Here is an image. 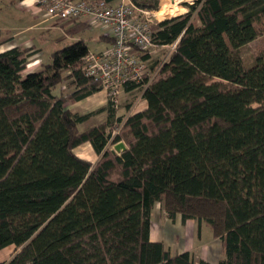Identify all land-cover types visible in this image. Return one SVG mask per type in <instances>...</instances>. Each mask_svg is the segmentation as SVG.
Wrapping results in <instances>:
<instances>
[{
    "label": "trees",
    "instance_id": "trees-1",
    "mask_svg": "<svg viewBox=\"0 0 264 264\" xmlns=\"http://www.w3.org/2000/svg\"><path fill=\"white\" fill-rule=\"evenodd\" d=\"M185 5L152 26L155 42L178 40L176 50L151 81L125 87L141 89L148 107L124 117L108 101L96 111L108 120L84 130L95 112L68 105L103 89L83 69L86 39L29 72L40 48L0 50V251L16 247L0 264H213L151 238L158 203L172 219L197 220L198 237L211 228L222 240L217 264H264V56L246 67L239 53L264 33V0ZM53 20L72 37L89 28ZM85 142L96 162L75 153Z\"/></svg>",
    "mask_w": 264,
    "mask_h": 264
},
{
    "label": "built area",
    "instance_id": "built-area-1",
    "mask_svg": "<svg viewBox=\"0 0 264 264\" xmlns=\"http://www.w3.org/2000/svg\"><path fill=\"white\" fill-rule=\"evenodd\" d=\"M41 11L47 18L61 21L78 19L89 24L101 25L105 35L113 41L100 51H90L84 57L85 73L100 81L108 101L116 107L127 84H139L151 78L150 58L147 52L158 45L153 36L155 13L140 7L133 0H38ZM178 40L169 45L176 50ZM151 81V80H150ZM143 85V84H142ZM148 83H144V87ZM118 124L114 133H117ZM121 126V125H120ZM119 126V127H120Z\"/></svg>",
    "mask_w": 264,
    "mask_h": 264
},
{
    "label": "crops",
    "instance_id": "crops-1",
    "mask_svg": "<svg viewBox=\"0 0 264 264\" xmlns=\"http://www.w3.org/2000/svg\"><path fill=\"white\" fill-rule=\"evenodd\" d=\"M8 2L9 1L7 0V3ZM8 5L14 7L15 10H17L16 17L19 22L13 23V26L0 27V37L5 36L7 34H11V36L13 37L12 40H10L9 42L2 44L0 50L2 51L7 50L16 45H22L25 47L35 46V48H38L37 46L38 44L36 43V38L34 36L33 37L27 36L25 32H29L30 30H33V27L38 26L40 23L44 21H49L48 20L49 18L43 19V16H45L44 11H41L40 7L37 5L36 0H18L14 5H11L9 3ZM6 10L9 11V7H7ZM7 14L11 15L10 12H8ZM31 18H34V20L37 18L38 22L35 23L32 22L29 25L23 24L24 21ZM81 21L86 23L83 20ZM105 41L107 42V40ZM30 61L33 62L34 66L33 69L29 71H33L39 67L40 63L43 60L40 58V54L37 53L31 57ZM121 98L122 101L120 104V108L117 111L118 116L125 117L129 114L142 111L148 107V101L143 97V92L141 91V89H131V90L125 89L122 93ZM107 102L108 99H107L106 91L102 89L84 99L70 103L68 107L72 109L74 112H79V113L95 112L90 117L89 120L81 124L83 126L82 130H84L108 120L109 113L107 110L96 112L100 108L106 107ZM115 145L116 144H113L111 148L114 151L120 153L122 150L117 151L115 149ZM74 151L81 158L90 160L92 162H96L99 159V155L95 152L91 142H85L83 144L78 145L74 149ZM161 205H162L161 203H158L156 205L155 209L152 211L151 217L153 216V214H156L158 209H162V211L166 216H164V219L162 221L157 219V221L153 222L151 227V238L153 240L162 241L166 246V248H168L172 254L190 251L195 255L197 259L202 258L213 264H217L222 253V240L218 237H214L215 239L211 245H207L206 243H201L200 241L202 240V234L201 237H198V235H195L194 233V223H195L194 219H187L186 221H183L182 216L179 213L175 216L174 219H172L168 216V213L166 212L165 209L162 208ZM197 226L198 224L196 223L195 228H197ZM186 227H189L191 231H188ZM202 232H203V228H202ZM196 236L200 240L197 243H196ZM9 247H12L13 249H12V253L9 254L8 256V254L4 252H6V249ZM14 250H16L15 245L8 246L3 250H1L0 262L9 260L11 255L15 252Z\"/></svg>",
    "mask_w": 264,
    "mask_h": 264
},
{
    "label": "rangeland",
    "instance_id": "rangeland-1",
    "mask_svg": "<svg viewBox=\"0 0 264 264\" xmlns=\"http://www.w3.org/2000/svg\"><path fill=\"white\" fill-rule=\"evenodd\" d=\"M36 2L37 5L39 6L38 0H36ZM193 2L194 0L182 1L178 6V11L176 12H170L168 10V7L170 5L168 4V0H158V6L156 8H149V7H145V8L153 11L155 13V15L153 16L154 21L159 22L164 19L171 18L176 15H180L189 11V7H187L185 4L193 3ZM7 7H9V11L6 10ZM159 11H161V14L158 13ZM8 12H10L11 15L7 14ZM16 15H17V10H15V8L12 6H9L7 0H0V27L13 26V23L19 22ZM44 15L46 14L44 13ZM46 18H47L46 16H43V19ZM48 20L49 21H44L39 25L37 24L38 26L33 27V30H30L29 32H25L27 36H32V37L34 36L36 38V43L38 44L37 46L38 48L41 49V52L39 53L40 58L44 62L51 61V53L53 51L63 48L68 44H71L73 41H75L78 38L86 39L91 51L104 50L112 42V39L110 38H109L110 39L109 43L101 38V36L104 34V30L101 27V25L86 23L89 25V28H87L85 31L81 32L80 34L72 37L65 32V29L60 26L59 22L53 20V18H49ZM32 22L33 23L38 22L37 18L35 20L34 18L28 19L24 21L23 24L29 25ZM173 51L174 50H172L170 46L156 45L152 49V54H150L151 56L149 63L151 65L150 66L151 70L153 69L152 67L153 63L156 61L159 65H157V68H154L152 71L157 72V70H159V66L168 59L169 55ZM239 53L246 67H250L253 64H255L256 59L259 56H264V33L260 34L253 41L242 46L239 50ZM33 66H34L33 62L30 61L27 67V71L32 70ZM121 96L122 94L120 95V102L122 101ZM80 128L83 129V126L80 125ZM119 130L120 127L118 126L117 131ZM164 216L166 215L164 214L162 209H158L156 214H153V216L151 217L152 224L153 222L157 221V219L162 221L164 219ZM194 221H195L194 233L195 235H197L196 233L197 228H195L197 220L194 219ZM186 228L188 229V231H191L189 227ZM214 239L215 238L213 236V232L211 228L208 225L204 224L203 232H202V240L200 241L196 236V243L200 241L201 243H206L207 245H211ZM12 249H13L12 247H9L6 249V252L4 253L8 254L9 256V254L12 253Z\"/></svg>",
    "mask_w": 264,
    "mask_h": 264
},
{
    "label": "bare ground",
    "instance_id": "bare-ground-1",
    "mask_svg": "<svg viewBox=\"0 0 264 264\" xmlns=\"http://www.w3.org/2000/svg\"><path fill=\"white\" fill-rule=\"evenodd\" d=\"M182 1H184V0H168V4H170L169 7H168V10L170 12H176V11H178V6H179V4ZM158 13L161 14V11H159Z\"/></svg>",
    "mask_w": 264,
    "mask_h": 264
},
{
    "label": "water",
    "instance_id": "water-1",
    "mask_svg": "<svg viewBox=\"0 0 264 264\" xmlns=\"http://www.w3.org/2000/svg\"><path fill=\"white\" fill-rule=\"evenodd\" d=\"M115 149H116L117 151L125 150V149H126V144H125L123 141H121V142H119V143H117V144L115 145Z\"/></svg>",
    "mask_w": 264,
    "mask_h": 264
}]
</instances>
